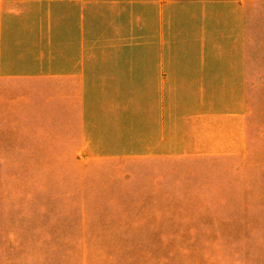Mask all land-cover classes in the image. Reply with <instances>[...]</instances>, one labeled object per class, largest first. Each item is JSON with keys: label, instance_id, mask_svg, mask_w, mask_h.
I'll return each instance as SVG.
<instances>
[{"label": "rangeland", "instance_id": "obj_1", "mask_svg": "<svg viewBox=\"0 0 264 264\" xmlns=\"http://www.w3.org/2000/svg\"><path fill=\"white\" fill-rule=\"evenodd\" d=\"M0 264H264V0H0Z\"/></svg>", "mask_w": 264, "mask_h": 264}, {"label": "crops", "instance_id": "obj_2", "mask_svg": "<svg viewBox=\"0 0 264 264\" xmlns=\"http://www.w3.org/2000/svg\"><path fill=\"white\" fill-rule=\"evenodd\" d=\"M33 2H37V0H32ZM51 14L50 13H48V15H47V18H49V16H50ZM80 20H79V24H80V30H81V38H83V36H84V30H83V18H84V13H83V11H81V14H80ZM50 20V19H49ZM81 62V64H83V57H81V60H80ZM67 75H69V73H66ZM54 75H56L55 73H53V72H48V74H45V75H43V76H54Z\"/></svg>", "mask_w": 264, "mask_h": 264}]
</instances>
